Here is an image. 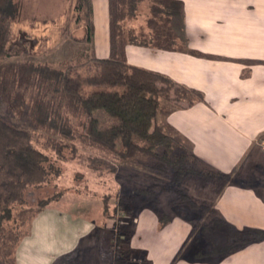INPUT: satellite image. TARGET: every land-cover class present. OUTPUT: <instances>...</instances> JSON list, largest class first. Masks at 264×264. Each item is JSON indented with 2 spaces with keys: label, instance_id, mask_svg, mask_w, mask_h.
Here are the masks:
<instances>
[{
  "label": "crops",
  "instance_id": "1",
  "mask_svg": "<svg viewBox=\"0 0 264 264\" xmlns=\"http://www.w3.org/2000/svg\"><path fill=\"white\" fill-rule=\"evenodd\" d=\"M180 1L181 14L167 15L161 2L159 13L147 18L139 10L145 2L152 8L151 0L141 1L135 22L143 23L133 30L149 38L160 32L163 39L159 47L128 43L127 61L204 94L205 101L171 107L159 118L190 141L205 164L234 175L245 169L214 196L213 207L238 229H264V164H259L264 160V0ZM92 3V55L107 59L110 2ZM186 48L219 58L195 56ZM56 202L31 218L16 264H55L69 255L77 264H264V241L217 258L194 259L193 217L171 206L163 207L170 220L161 226V214L142 202L136 213L121 217L117 235L112 217L76 213ZM87 255L90 261L82 258Z\"/></svg>",
  "mask_w": 264,
  "mask_h": 264
},
{
  "label": "trees",
  "instance_id": "2",
  "mask_svg": "<svg viewBox=\"0 0 264 264\" xmlns=\"http://www.w3.org/2000/svg\"><path fill=\"white\" fill-rule=\"evenodd\" d=\"M70 1L72 0H69V4ZM139 1L109 0L110 56L107 59H97L92 55V60L98 64L96 71L98 72V67H102L100 75L98 73L91 79L84 78L62 69L49 68L41 63L27 62L20 72L35 86L36 96L34 99H28L26 93L10 96L9 110L30 115L36 122L46 121L48 116L59 117L58 115L66 114L62 119L70 130L72 126L70 116H84V127L92 141L111 151H118L120 156L131 158L136 162H138L136 157L155 160L156 170L160 173H168L170 176L167 188L174 189H172L174 195L170 199V206L173 208L187 206L200 212L191 219L193 223L191 242L197 248L191 249L190 244L183 250L189 252L191 249L194 259L217 258L251 243L264 241V229L249 226L238 229L226 221L211 203L197 200L181 188L180 184L185 179L198 178L206 180L205 184L212 188L216 196L228 182L237 179L238 173L235 175L225 173L205 164L194 153L192 143L174 127L166 122L158 123L159 114L163 113L161 95L166 94L167 99L170 100L172 91L177 96L175 101H186V104H177L173 108L205 101V97L202 92L177 83L165 75L128 63L125 52L128 43L160 46V32L151 39L139 38L133 33L127 36L125 33L122 21L127 15L135 14ZM164 6L162 11L170 16L181 14L184 8L180 0H164ZM75 9L79 13L77 21H85V24L76 26L75 31L81 30L82 33L73 36L80 42L91 45L95 31L92 0H77ZM17 12L18 5L15 0H0V57L13 54L12 46L15 41H13L11 25ZM186 51L195 56L219 58L194 49L186 48ZM21 52L18 50V53ZM46 68L48 71L45 73ZM88 80L113 88H100L86 93L83 86ZM159 80L167 83V88L159 87L157 84ZM46 89L52 90L64 100L66 111H58L54 100L46 99L44 96ZM98 111H104L116 122L103 125L106 117L98 116ZM50 164L46 153L34 144L27 130L18 128L0 117V211L7 210L12 214L16 204H23L26 201L30 188L48 182L53 168ZM170 168L171 172H169ZM143 192L150 193L148 190ZM102 201L105 210L106 205L110 204L106 197ZM50 203L51 201L41 204L31 218ZM156 210L161 214V226L166 225L170 220L168 215L162 213V210L157 208ZM27 233L24 235H21L20 231L15 233L16 236L13 238L15 252L19 242ZM6 264H16L15 253L13 260ZM55 264L77 263L72 255H69L58 258Z\"/></svg>",
  "mask_w": 264,
  "mask_h": 264
},
{
  "label": "rangeland",
  "instance_id": "3",
  "mask_svg": "<svg viewBox=\"0 0 264 264\" xmlns=\"http://www.w3.org/2000/svg\"><path fill=\"white\" fill-rule=\"evenodd\" d=\"M142 0L138 2L134 15H127L122 24L126 35L133 33L139 38H148L136 34L133 30L138 18L135 17ZM18 5L17 15L12 21L13 41L12 55L0 57V117L8 120L14 126L27 130L36 146L42 149L53 166L48 182L30 188L23 204H16L12 214L5 210L0 211V264L12 261L15 253L13 238L20 231L24 235L29 230V222L34 211L41 204L58 201L65 208L76 213L90 215H107L112 217V229L117 235L121 234L120 221L125 214H134L141 203L150 204L166 214L163 207H170V199L174 195L173 188H167L170 181L168 173H160L154 167L156 161L150 158L136 157L138 162L131 158L120 156L118 151H111L92 141L85 129L84 116H70L71 130L62 117L48 116L46 121L36 122L27 114H19L17 110H9V97L19 93H26L28 99H34L37 90L35 86L21 74V68L28 63H41L47 67L62 69L84 78H92L101 74L102 67L92 60V46L74 38L76 26L85 24L78 22V11L75 9L77 0H15ZM164 0H151L140 6L144 17H150V12L159 13ZM147 13V14H145ZM138 15V14H137ZM140 15V14H139ZM153 16V15H152ZM145 21V20H144ZM136 24L139 30L140 24ZM161 38V35H160ZM163 39V38H161ZM18 50L22 51L18 53ZM18 54H15V53ZM48 71L47 68L44 70ZM248 73V72H246ZM159 87L167 88L168 84L157 82ZM88 93L100 88H113L106 84L93 83L92 80L83 86ZM46 99H52L58 111H66L64 100L45 90ZM177 96L170 93V100L166 94L160 96L163 113L177 104H186V101H175ZM104 111L97 115L106 117L103 125L116 122ZM158 123H164L160 118ZM57 125L58 127H55ZM264 142V136L261 137ZM259 164H264L261 160ZM172 169H169L171 172ZM241 172H245L243 169ZM240 176H244L243 173ZM256 177V174H252ZM207 181L198 178L185 179L181 188L197 200H205L213 205L215 193ZM173 189V190H172ZM150 191L149 194L143 191ZM110 205L104 204L105 198ZM176 208V207H175ZM130 209V211H129ZM128 210V211H127ZM179 213L191 217L200 212L187 206L176 208ZM207 217V216H206ZM205 220V218H204ZM203 220V221H204ZM11 230L15 232H10ZM115 243V242H114ZM115 245H113L114 247ZM89 260V256L82 257ZM90 261V260H89Z\"/></svg>",
  "mask_w": 264,
  "mask_h": 264
}]
</instances>
